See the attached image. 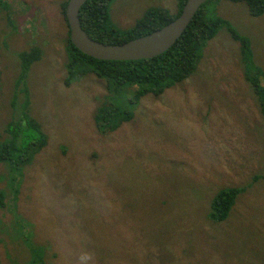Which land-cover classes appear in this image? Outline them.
<instances>
[{"label":"rangeland","instance_id":"obj_1","mask_svg":"<svg viewBox=\"0 0 264 264\" xmlns=\"http://www.w3.org/2000/svg\"><path fill=\"white\" fill-rule=\"evenodd\" d=\"M63 2L0 0V264H264V12L207 1L223 23L192 72L136 97L67 67ZM152 8L178 1L108 13L123 31Z\"/></svg>","mask_w":264,"mask_h":264},{"label":"trees","instance_id":"obj_2","mask_svg":"<svg viewBox=\"0 0 264 264\" xmlns=\"http://www.w3.org/2000/svg\"><path fill=\"white\" fill-rule=\"evenodd\" d=\"M111 0H86L79 10L80 26L91 38L108 44H120L130 39L148 34L174 19L181 11L186 0L178 1V11L170 13L164 8L148 9L135 24L123 31L116 30L110 21L108 6ZM209 1V0H207ZM202 3L176 41L159 55L137 60H106L96 59L78 50L69 39V28L67 43L69 45V61L67 67L70 69L77 61L87 64L85 70L80 73L92 72L103 78L106 87L116 89L120 85H138L135 96L152 92L159 94L163 89L177 81L182 80L194 69L198 58V51L202 44L212 38L223 21L218 18H209ZM248 11L252 15H260L264 12V0H245ZM67 0L61 5V11L65 18V6ZM66 20V18H65ZM244 44V40H242ZM21 66H27L39 57L36 50L19 55ZM24 70V69H23ZM256 90L264 97V89L259 88L252 81ZM264 112V108H263ZM121 121L118 122L120 124ZM36 128V125H33ZM38 128V126H37ZM21 132H19L20 134ZM4 154L1 157H3ZM235 190H221L211 204L210 217L221 220L225 217L231 203Z\"/></svg>","mask_w":264,"mask_h":264},{"label":"water","instance_id":"obj_3","mask_svg":"<svg viewBox=\"0 0 264 264\" xmlns=\"http://www.w3.org/2000/svg\"><path fill=\"white\" fill-rule=\"evenodd\" d=\"M86 0H67L65 18L71 43L82 53L96 59L137 60L150 58L167 50L181 35L200 5L207 0H186L180 13L164 26L120 44L97 41L80 26L79 10Z\"/></svg>","mask_w":264,"mask_h":264}]
</instances>
